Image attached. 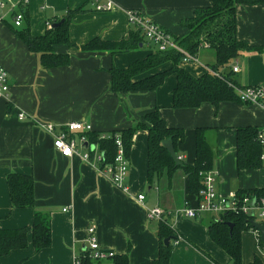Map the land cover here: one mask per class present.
<instances>
[{
    "label": "crops",
    "instance_id": "crops-1",
    "mask_svg": "<svg viewBox=\"0 0 264 264\" xmlns=\"http://www.w3.org/2000/svg\"><path fill=\"white\" fill-rule=\"evenodd\" d=\"M0 1L4 3L0 7V64L11 77L8 98H0V228H21L33 222L34 208L12 207L6 176L17 172L33 177L35 208L50 215L52 231L49 248L35 251L29 235L28 247L1 257L0 264H75L87 245L90 226L95 228L97 242L103 249L127 253L130 264H151L158 255L159 221L150 219L149 211L157 206L180 234L172 240L171 263L198 264L190 254L205 255L207 250L211 251L209 242L214 243L206 224L201 222L208 217L192 219L184 215V205L195 206L198 197L188 192L187 178L181 170L174 174L170 188L166 179L160 184H149L146 130H138L133 137L128 171L122 182L128 187L126 191L99 169L97 149L93 161L82 157L87 151L81 141L85 132L75 133L78 152L64 157L53 147V138L45 125L61 128L71 121H84L92 125L94 132L120 131L159 107L160 116L169 127L185 131L184 139H179L175 146L182 161L193 163L195 159L196 129H209L207 136L215 150L212 170L218 178L217 191L221 197L230 198L238 190L264 187V165L239 170L235 152L236 128L264 129V107L226 101L217 106L203 103L198 108L174 109V75L156 91L128 95L114 92L110 70L125 68L154 51L147 45L118 54L57 45L56 52L69 54L70 63L44 70L38 55L16 34L26 24L16 27L13 22L12 13L19 0ZM108 1L112 2L111 9L96 8ZM26 6L31 17L30 29L36 36L43 34L49 19L84 6V12L75 14L70 24V39L79 46L95 36L106 40L128 37L132 28L126 15L129 9L143 11L173 35L186 34L180 21L199 8L210 6V1L29 0ZM236 35L250 45L264 47V3L236 6ZM210 61L212 55L204 50L199 62H183L181 66L200 76L210 70ZM236 63L239 71L233 74L240 87L264 85V52H244ZM262 160L264 164V154ZM139 194L145 195L143 201L138 200ZM258 250L259 247L254 253L259 254ZM208 254L211 259L205 257L209 262L205 260L203 264H222L212 252ZM109 261L110 258L100 264Z\"/></svg>",
    "mask_w": 264,
    "mask_h": 264
},
{
    "label": "trees",
    "instance_id": "trees-1",
    "mask_svg": "<svg viewBox=\"0 0 264 264\" xmlns=\"http://www.w3.org/2000/svg\"><path fill=\"white\" fill-rule=\"evenodd\" d=\"M209 1L210 6L199 8L192 16L180 21V25L187 29L186 34L180 36L172 34L184 52L195 57L197 55L202 57L205 50L212 55L213 61L208 62L210 68L208 72L196 76L183 68L181 66L185 58L183 51L155 49L125 68L113 67L110 70L112 90L126 95L156 91L164 85L168 77L174 75L175 86L171 91V107L174 109L198 108L203 103H211L217 106L221 102L238 101L235 89L229 84L232 83L240 87L233 74L234 62L240 54L244 52L262 53L264 47L253 46L237 38L236 6L238 4L264 3V0ZM18 6V9L24 14L26 24L22 29L16 30V34L31 52L38 55L39 65L44 70L67 66L70 63L69 54L56 52L55 47L57 45L77 47L84 52L118 54L138 50L146 42L141 31L132 27L126 38L106 40L95 36L76 46L70 39V24L75 14L84 12V6L68 9L63 14L49 19L48 22L51 23V27L46 26L43 34L36 36L32 34L30 29L31 17L27 6L22 4ZM58 22L61 24L53 28L52 25ZM138 130H146L148 133L149 184L152 186L155 182L160 184L163 179H166L167 186L170 188L174 174L181 170L187 178L188 192L197 196L203 187L205 173L213 169L215 157L214 147L207 136L208 128L199 127L196 129L195 159L193 163L181 160V166L175 164L162 143L163 140L171 136L175 147L179 139H184L185 131L169 127L160 116L159 107H155L146 113L140 121H135L130 128L107 133L89 131L83 134L89 143L90 157L93 158L96 149L99 151L101 157L98 166L103 169L115 161L118 150L117 137L121 138L124 152L128 158L134 134ZM259 132L260 129L255 126L236 128L235 152L239 170L263 167L264 145L259 140ZM91 145L95 147L94 150L90 148ZM6 180L12 207L34 208L35 210L30 226L0 228V258L13 250L27 248L29 235H31L35 251L49 248L52 244L51 217L48 213L38 211L35 208L33 177L10 172L6 176ZM237 195L239 197L248 195L257 199L264 198V187L238 190ZM201 222L206 224L210 239L230 256L232 264H242V233L251 229L249 215L237 209L222 215L220 218L210 216ZM230 222L233 223L232 228L228 225ZM157 234L159 239L158 255L151 264H172V240L177 239L180 234L171 226L168 219L158 222ZM167 237L171 239L169 245L164 244V239ZM258 245L264 248L261 240ZM78 256L82 264L101 263V260H92L89 251L86 249L82 250ZM108 264H130L128 254H115ZM249 264H264V261L257 253H254Z\"/></svg>",
    "mask_w": 264,
    "mask_h": 264
},
{
    "label": "built area",
    "instance_id": "built-area-1",
    "mask_svg": "<svg viewBox=\"0 0 264 264\" xmlns=\"http://www.w3.org/2000/svg\"><path fill=\"white\" fill-rule=\"evenodd\" d=\"M29 0H21L18 5L26 6ZM112 2L108 1L106 4L97 5L98 10H109L112 8ZM0 7H4V3L0 1ZM19 7V6H18ZM15 10L12 15L13 22L16 27L22 26L24 22V14L19 9ZM127 19L130 25H137V27L144 34L145 38L155 44L157 48L161 51H166L169 49H175L178 51H183L173 39V35L161 25H159L154 19H152L146 13L137 10L129 9L126 13ZM47 27H51V23H46ZM184 52V51H183ZM185 53V61H196L195 56L190 55L187 52ZM239 66L236 63L233 67V72H238ZM235 89L237 93V100L241 103H258L264 107V85H249L244 87H238L232 83H229ZM11 90V77L8 70L0 64V98H8ZM21 117L24 115L21 114ZM45 128L47 132L53 138V147L59 151V153L64 157H70L78 152L77 141L75 139L76 132H89L92 130V125L84 121H71L64 125L61 128H57L53 124H46ZM259 140L264 145V129H261L259 132ZM82 143H88L85 135L82 136ZM117 143V155L115 161L112 164L106 165L103 169H100L102 172L106 173L111 177L112 181L124 187V190H128V187L123 185V180L128 171V158L124 152V147L120 137L116 139ZM89 147V143H88ZM82 157L85 160L93 161L90 157L88 148ZM101 155L98 154L97 162L100 160ZM182 160L181 157H179ZM99 167V166H98ZM217 174L212 170L206 172L203 177V187L199 191L198 201L195 206L186 204L183 207V213L188 218H198L204 213L211 214L217 218H220L222 215L236 211L237 209L242 210L245 214L249 215L251 220L256 221L255 213L252 210L256 208L258 210V217L261 221L259 223L264 224V198H255L253 196L245 195L243 197L232 196L230 198H223L219 195L217 191ZM138 200L143 201L145 199L144 194L138 195ZM253 200H256V204L252 205ZM164 210L157 206L149 211L150 219L161 221L164 219ZM87 246L86 250L89 251V256L92 260L103 261L111 258L115 253L113 251L103 249L100 247L97 242L95 233L96 230L93 226H90L87 230ZM75 264H82L79 256L75 259Z\"/></svg>",
    "mask_w": 264,
    "mask_h": 264
},
{
    "label": "rangeland",
    "instance_id": "rangeland-1",
    "mask_svg": "<svg viewBox=\"0 0 264 264\" xmlns=\"http://www.w3.org/2000/svg\"><path fill=\"white\" fill-rule=\"evenodd\" d=\"M21 2V0H19V3ZM143 12V11H142ZM132 27H135V28H137V29H139L138 27H137V25H133ZM140 30V29H139ZM141 31V30H140ZM142 33V32H141ZM142 35L144 36V34L142 33ZM144 38H145V36H144ZM146 39V38H145ZM173 39H174V37H173ZM174 41H175V39H174ZM176 42V41H175ZM176 44L179 46V44L176 42ZM149 46V47H151V48H153V50H155V49H158L157 48V46L155 45V44H153V43H151V42H149L147 39H146V42H145V46ZM180 47V46H179ZM159 50V49H158ZM161 51V50H160ZM196 58H197V60L196 61H192V62H199L200 60H201V55H197L196 56ZM183 62H190V61H185V59L183 60ZM182 62V63H183ZM234 196H236V197H239L238 195H237V191L233 194ZM198 196V195H197ZM253 211H254V213H255V217H256V221L258 222V221H261L260 220V218L258 217V210L256 209V208H253L252 209ZM210 216H213V215H211V214H208V213H204V214H202L200 217H198V218H192V219H201V218H203V217H210ZM253 231V232H251V231ZM246 231H248V230H246ZM245 232V231H244ZM256 235V236H255ZM259 233H258V231H256L255 229H253L252 227H251V229H249V231L248 232H246L245 234L244 233H242V264H249V262L252 260V257H253V254H254V252H257V248L259 247V256L263 259V261H264V248H262V247H260L259 245H258V242L260 241L259 239ZM173 242V241H172ZM209 244H210V249H211V251H209V250H207V252L208 253H210V252H212L213 254H214V257L218 260V261H220L222 264H229V263H231L232 261H231V259H230V257H229V255L222 249V248H220L218 245H216V244H214V243H211V242H209ZM258 245V246H257ZM84 250V249H83ZM111 251V250H110ZM115 253V252H114ZM208 253H205V255L203 254V255H196V254H194V253H192V254H190V258H192V257H194L195 258V261L194 262H197L198 264H203L204 262H205V260L206 261H208L209 262V260L207 259V258H205V257H208V258H210L211 259V257H210V255L208 254ZM116 254V253H115ZM114 254V255H115ZM113 255V256H114ZM263 255V256H262ZM112 256V257H113ZM111 257V258H112ZM110 258V259H111ZM206 264H207V262H206ZM232 264V263H231Z\"/></svg>",
    "mask_w": 264,
    "mask_h": 264
},
{
    "label": "water",
    "instance_id": "water-1",
    "mask_svg": "<svg viewBox=\"0 0 264 264\" xmlns=\"http://www.w3.org/2000/svg\"><path fill=\"white\" fill-rule=\"evenodd\" d=\"M61 22H58V23L53 24L52 27L53 28H56L57 26H59L61 24ZM162 144L167 149V151L169 152V154L172 157V159L174 160L175 164L177 166H181L182 165V161L179 159V156L176 153V150H175V147H174V142H173L172 137L170 136V137L166 138L165 140H163V143ZM83 146H84L85 149H87L88 148V143H84ZM90 148L92 150L95 149V147L92 146V145L90 146ZM255 204H256V200H253L252 205H255ZM228 225L231 228L233 227V223H231V222ZM251 227L253 229H255L256 231H258L259 238H260L261 242L264 244V224L259 223V222L254 221V220H251ZM153 229L155 230L156 227H153ZM170 240L171 239L169 237L165 238L164 239V244L165 245H169ZM83 249L85 250L86 247L84 246Z\"/></svg>",
    "mask_w": 264,
    "mask_h": 264
}]
</instances>
